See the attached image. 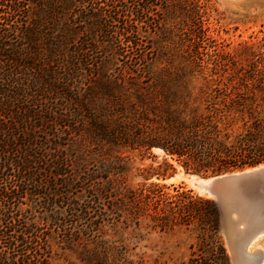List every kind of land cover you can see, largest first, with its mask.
<instances>
[{
	"label": "trees",
	"instance_id": "16d2710c",
	"mask_svg": "<svg viewBox=\"0 0 264 264\" xmlns=\"http://www.w3.org/2000/svg\"><path fill=\"white\" fill-rule=\"evenodd\" d=\"M167 2L0 0V264H54L56 237L84 245L108 224L216 228L213 201L190 190L126 187L129 153H163L138 168L144 181L172 175V161L195 174L264 161L263 68L251 62L249 83L221 87L154 73L140 28L160 24ZM185 3L173 5L190 21L180 40L196 65L204 6ZM107 253L83 264H131Z\"/></svg>",
	"mask_w": 264,
	"mask_h": 264
},
{
	"label": "rangeland",
	"instance_id": "374dc122",
	"mask_svg": "<svg viewBox=\"0 0 264 264\" xmlns=\"http://www.w3.org/2000/svg\"><path fill=\"white\" fill-rule=\"evenodd\" d=\"M177 1L181 0H168L167 9L158 11L155 18L160 24H154L153 27L143 25L140 28L141 39L149 41L147 44L152 46L153 55H157L153 67L157 76L172 85L221 87L249 83V80L245 82L241 79H247L249 72L254 69L251 62L257 68L264 69V0H182L189 7L195 2L204 6L201 19L206 38L202 41L204 47L199 50L196 65L185 58L189 50L188 43L180 40V37L189 30L190 21L175 10L173 4ZM245 46H250L251 49ZM252 49L255 56L248 61L245 53ZM214 51L221 55H214ZM126 154L128 153L125 152L124 155ZM162 155L161 150L156 148H152L143 157L134 152L129 153L124 185L135 188L150 181H158L165 185L181 186L183 190H190L192 195L213 201L207 194L199 192L195 182H191L192 175L208 178L238 170L234 168L219 173L195 174L186 172L180 163L172 161L175 167L172 175L165 179L157 180L153 177L144 181L138 174V168L156 165ZM215 214L216 228L212 231L202 232L195 225L159 230L145 223L139 226L118 223L103 226L95 237L89 238L85 246L58 242L56 237L51 243L52 262L83 264L82 259L92 249H104L108 252L107 261H128L131 264H230L220 227L221 217L219 218L216 206ZM258 238L257 243L264 245V237Z\"/></svg>",
	"mask_w": 264,
	"mask_h": 264
},
{
	"label": "water",
	"instance_id": "95a60500",
	"mask_svg": "<svg viewBox=\"0 0 264 264\" xmlns=\"http://www.w3.org/2000/svg\"><path fill=\"white\" fill-rule=\"evenodd\" d=\"M156 149L160 150L159 148ZM195 184L200 193H205L212 198L219 212V218L221 210L217 191L227 192L229 194L237 192L240 206L237 204V210L230 214L237 213V211L241 213V209H243L244 213H242L245 215V218L247 217L246 219L244 218L245 221L249 217H252V223H264V207H262V204H264V161L256 165L239 168L235 171L216 174L208 178H200V180L195 181ZM236 226L239 227V231L245 229L244 222H239ZM258 236L264 237V227L248 235L241 242L242 249L246 250ZM263 260L264 249H261L259 253L250 251L245 255L244 264H262ZM230 264H241V262H237L230 256Z\"/></svg>",
	"mask_w": 264,
	"mask_h": 264
},
{
	"label": "bare ground",
	"instance_id": "6f19581e",
	"mask_svg": "<svg viewBox=\"0 0 264 264\" xmlns=\"http://www.w3.org/2000/svg\"><path fill=\"white\" fill-rule=\"evenodd\" d=\"M200 180V178H197L192 175L191 182ZM234 194V195H233ZM233 194H229L227 192L217 191V197L219 200L220 205V217H221V230L224 237V242L227 247L229 256H231L233 259H235L237 262H241V264H244L245 262V255L253 251L254 253H259L261 249H264V245L261 243H257L259 240V236L254 239V242L247 247L246 250L242 249L241 242L252 232L259 228L264 227V223H252V217H249L246 221L244 220V210L241 209V213L237 211V213L230 214L233 211L237 210V204L239 205V198L237 196V192H234ZM240 206V205H239ZM262 207H264V204H262ZM261 209V208H259ZM264 210V209H263ZM243 212V213H242ZM247 218V217H246ZM245 218V219H246ZM244 222L245 223V229L242 231H239L236 226L237 223ZM256 243V244H254ZM254 244V246H252ZM252 246V248H251ZM264 263V260L262 264Z\"/></svg>",
	"mask_w": 264,
	"mask_h": 264
}]
</instances>
